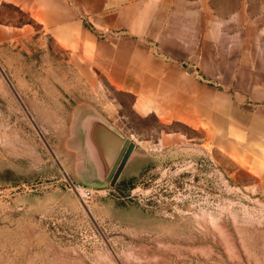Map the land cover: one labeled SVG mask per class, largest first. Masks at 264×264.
I'll return each mask as SVG.
<instances>
[{
	"label": "rangeland",
	"instance_id": "rangeland-1",
	"mask_svg": "<svg viewBox=\"0 0 264 264\" xmlns=\"http://www.w3.org/2000/svg\"><path fill=\"white\" fill-rule=\"evenodd\" d=\"M238 2L214 0L216 55L264 47V0H249L246 17L233 15ZM94 104H107L138 137L158 129L92 64L2 4L0 264H264V184L224 170L206 146L170 145L135 176L85 184L79 126ZM165 129L191 134L182 123ZM66 180L93 188V197L82 202Z\"/></svg>",
	"mask_w": 264,
	"mask_h": 264
},
{
	"label": "crops",
	"instance_id": "crops-1",
	"mask_svg": "<svg viewBox=\"0 0 264 264\" xmlns=\"http://www.w3.org/2000/svg\"><path fill=\"white\" fill-rule=\"evenodd\" d=\"M248 1L239 0L233 15L246 17ZM2 4L12 5L62 49L92 64L112 90L131 97L134 115L153 117L158 126L138 137L144 133L119 122L107 104L88 105L93 115L79 126L86 152L78 176L85 184L108 183L113 162L114 141L102 133L99 148L90 138L95 121L134 143L117 179L139 174L152 152L160 161L170 145L190 142L191 147L206 146L224 170L238 167L264 184V47L247 49L242 43L216 55L214 0H0ZM172 123H182L191 134L168 132L165 127Z\"/></svg>",
	"mask_w": 264,
	"mask_h": 264
},
{
	"label": "water",
	"instance_id": "water-1",
	"mask_svg": "<svg viewBox=\"0 0 264 264\" xmlns=\"http://www.w3.org/2000/svg\"><path fill=\"white\" fill-rule=\"evenodd\" d=\"M94 122V121H93ZM93 128H90V138L94 141L96 146L100 148V139L101 134L108 135L113 141V150L110 151V159H113V162L110 166L109 172L107 174V181L110 185H113L122 168L124 167L127 158L134 147V143L130 141L129 138L122 139L116 133L104 127L101 123L95 121Z\"/></svg>",
	"mask_w": 264,
	"mask_h": 264
},
{
	"label": "built area",
	"instance_id": "built-area-1",
	"mask_svg": "<svg viewBox=\"0 0 264 264\" xmlns=\"http://www.w3.org/2000/svg\"><path fill=\"white\" fill-rule=\"evenodd\" d=\"M66 183L68 184L70 189H72L77 194L78 198L82 202H85L86 200L92 198L94 195V189L90 188L87 185L71 180H66Z\"/></svg>",
	"mask_w": 264,
	"mask_h": 264
}]
</instances>
